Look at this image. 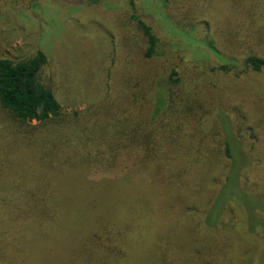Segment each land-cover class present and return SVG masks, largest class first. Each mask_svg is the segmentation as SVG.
<instances>
[{
	"label": "rangeland",
	"instance_id": "rangeland-1",
	"mask_svg": "<svg viewBox=\"0 0 264 264\" xmlns=\"http://www.w3.org/2000/svg\"><path fill=\"white\" fill-rule=\"evenodd\" d=\"M136 3L139 17L152 29L165 53L162 60L142 59L145 40L131 19L128 0H0V59L22 60L40 51L46 53L49 62L43 81L54 90L63 117L68 119L86 117L98 110L100 103L109 101L113 93L107 96L108 88L116 84L117 73L120 80L131 70L128 87L136 89L137 76H141L138 71L144 65L147 73L165 67L168 77L175 70L182 80L180 88L186 89L190 100L207 103L212 112L222 106L247 149L252 147L264 160V70L245 71L242 63L252 54L264 59V0L254 1L256 15L249 0H218L207 14H193L191 21L181 18L179 26L170 11L196 9L201 0H178L176 7L172 0ZM233 59L240 61L235 71L227 75L214 72ZM128 87L124 88L126 97ZM4 120L1 114L0 128ZM104 122L107 120L100 116V129ZM216 122L221 128L232 129L228 119L219 111L215 113L213 125L203 130L207 135L184 139L181 165L173 167L169 177H152L147 182L153 189L134 179L102 180L90 187L83 168L77 170L75 163L85 149L66 151L47 138L34 141L38 148V160L32 166L34 178L52 186L57 197L59 193L71 204L75 216L86 222L100 217L101 225L109 221L113 228L128 232L132 243L126 264H210L216 262L213 252L208 257L205 250L200 260L194 257L198 235L185 212L188 204H208L215 195L211 180L217 166L212 158L205 160L209 151L201 138L211 143L220 138ZM13 124L11 129L16 131ZM194 125L196 121H188L187 131L192 132ZM257 138L261 145L256 149L253 143ZM73 140L86 144L87 136H74ZM216 148L223 153L221 143L217 142ZM65 159L71 162H60ZM29 162L32 164L33 158ZM21 172L5 170L1 176L11 184L17 177L16 185H20L24 179ZM253 172L247 178L258 180ZM242 221L233 209L223 226L239 234ZM238 236L245 242L241 264H262L264 249L253 250L252 242ZM250 250L255 263L244 259ZM0 264L8 263L0 257Z\"/></svg>",
	"mask_w": 264,
	"mask_h": 264
},
{
	"label": "trees",
	"instance_id": "trees-1",
	"mask_svg": "<svg viewBox=\"0 0 264 264\" xmlns=\"http://www.w3.org/2000/svg\"><path fill=\"white\" fill-rule=\"evenodd\" d=\"M201 1L204 5L201 3L196 9L170 11V17L179 26L181 18L189 17L191 21L193 14H207L218 0ZM249 1L256 15V0ZM177 3L178 0H172L175 7ZM128 5L131 19L145 40L142 59L145 62L162 60L165 53L152 29L139 17L136 0H128ZM48 62L47 54L42 51L22 60L0 59V116L5 115V123L0 128V257L3 261L8 264H126L131 251L128 232L113 228L114 224L109 221L101 225L100 217H91L86 222L75 216L71 204L63 201L59 193L57 197L52 186L34 178L32 166L38 160L35 140L47 138L66 151L74 147L85 149L75 163L77 170L83 168V178L90 187L110 179L119 182L134 179L135 183L150 186L147 182L169 177L171 169L181 165L185 158L184 139L207 135L203 130L213 125L212 119L218 111L229 120L232 129L221 128L216 122L220 138L213 143L201 138L209 151L205 152V160L212 158L217 167L211 180L215 195L208 204L186 206V216L192 220L198 235L194 257L200 260L207 250L208 257L213 252L216 259L210 264H241L245 242L239 234L248 239V244L253 243V250L264 249V160H260L252 147L247 149L222 106L212 112L207 103L191 101L186 89L180 88L182 80L177 71L173 70L168 77L165 67L147 73L144 65L138 71L141 76H137L140 82L136 89L128 87L131 70L120 80L117 73L116 84L108 88L107 96L113 93L109 101L100 103V108L86 117L68 119L63 117L54 90L43 81ZM239 63L233 59L214 72L227 75ZM242 63L245 71L261 73L264 70V59L254 54ZM126 85L128 97L124 94ZM115 91L119 98H115ZM100 116L107 120L101 129ZM188 121H196L192 132L187 131ZM11 122L16 131L11 129ZM33 123L36 125L32 126ZM80 135L87 136L86 144L73 140ZM217 142L222 144L223 153L216 148ZM253 145L257 149L261 140L257 138ZM60 162L70 163L71 159ZM5 170L12 174L22 171V184L16 185L17 177L16 183L4 181L1 175ZM252 170L258 180L247 178ZM217 174L219 179H214ZM233 209L243 220L239 234L223 226ZM253 250L244 259L255 263Z\"/></svg>",
	"mask_w": 264,
	"mask_h": 264
}]
</instances>
